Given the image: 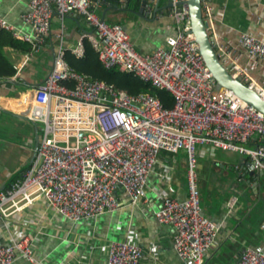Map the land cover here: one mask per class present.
Masks as SVG:
<instances>
[{"label": "built area", "instance_id": "built-area-1", "mask_svg": "<svg viewBox=\"0 0 264 264\" xmlns=\"http://www.w3.org/2000/svg\"><path fill=\"white\" fill-rule=\"evenodd\" d=\"M167 0L177 33L150 53H139L128 32L108 25L98 11L107 0H29L20 16L27 34L0 16V31L38 52L45 44L53 15L62 20L75 16L91 32L85 38L106 70L131 73L152 87L168 92L173 107L165 109L149 93L130 95L103 81L72 70L59 47L45 80L24 99L27 118L43 124L36 156L22 178L0 192V220L35 200L42 199L69 222L90 220L121 207L118 194L136 205L145 194L147 178L161 152L187 158L186 198L178 201L165 191L154 218L173 229L172 249L183 264H203L219 227L202 212L198 188L197 146L237 153L247 158L249 173L264 171V115L230 91L216 90L211 73L190 33L188 10ZM128 0H120L125 6ZM156 0H140L143 14L153 15ZM207 32L213 34L214 6L200 0ZM83 41V40H82ZM72 50L83 55V42ZM214 44V40L212 42ZM238 45L250 58L264 62V42L248 33ZM216 47L219 60L230 74L254 88L247 68L225 48ZM226 67V66H225ZM228 70V69H227ZM4 79L0 78V83ZM264 97V91H259ZM254 143L255 147H248ZM238 205L232 196L225 205L231 213ZM18 257L42 264L33 255L28 238L5 244L0 237V264H15ZM141 250L128 242H111L105 264H141ZM235 264H264V245L245 246Z\"/></svg>", "mask_w": 264, "mask_h": 264}, {"label": "crops", "instance_id": "crops-1", "mask_svg": "<svg viewBox=\"0 0 264 264\" xmlns=\"http://www.w3.org/2000/svg\"><path fill=\"white\" fill-rule=\"evenodd\" d=\"M28 2L0 0V16L23 34L29 29L20 16L27 10ZM211 3L215 46L236 57L238 64L247 68L254 89L264 91V62L250 59L238 45L242 33L264 42V0H211ZM167 5V0H156L154 16L146 17L137 15L140 9L133 13L121 4H109L98 15L104 16L108 25L122 26L135 49L146 54L177 33ZM90 32L83 20L72 15L61 20L54 14L45 44L38 52L30 49L21 53L4 48L16 73L0 83V191L22 178L33 156L36 138L40 140L43 134L40 122L30 123L16 117L29 113L30 107L24 104V99L45 80L59 47L63 48L64 57L67 53L76 57L72 50ZM196 160L203 215L219 227L203 264H235L245 246L264 245V171L250 177L245 156L206 146H197ZM186 166L183 152L175 155L161 152L147 178L140 203L132 205L123 194H118L119 210L78 223L67 221L42 199H37L20 212L0 220V237L5 244L22 236L28 238L33 255L42 264H105L111 242L137 246L142 252L141 264H183L172 249V227L158 223L154 213L160 208L165 191L175 200L186 198ZM230 173L240 183L236 191L230 186L233 181ZM224 178L229 179L228 185ZM232 196L237 197L238 205L228 214L225 205ZM15 264L30 263L18 257Z\"/></svg>", "mask_w": 264, "mask_h": 264}, {"label": "trees", "instance_id": "trees-1", "mask_svg": "<svg viewBox=\"0 0 264 264\" xmlns=\"http://www.w3.org/2000/svg\"><path fill=\"white\" fill-rule=\"evenodd\" d=\"M107 2L116 6L120 5V0H107ZM125 6L135 13L136 10L140 9V0H128ZM83 47L82 57L76 58L69 53L64 57L65 62L72 70L85 74L92 79L103 81L130 95L149 93L156 97L165 109L173 107V100L168 92L152 87L131 73L120 72L117 69L106 70L100 64L97 53L87 40L83 41ZM4 48H10L21 53L30 51L29 45L14 39L8 32L0 31V78L2 79L12 77L16 73L15 68L9 63L4 53Z\"/></svg>", "mask_w": 264, "mask_h": 264}, {"label": "water", "instance_id": "water-1", "mask_svg": "<svg viewBox=\"0 0 264 264\" xmlns=\"http://www.w3.org/2000/svg\"><path fill=\"white\" fill-rule=\"evenodd\" d=\"M171 3H168L166 8H171ZM177 7H185L188 10L191 30L190 33L194 37L195 44L204 61L205 66L208 68L215 82L216 90L230 91L238 99L252 106L258 112L264 115V97L260 95L259 91L252 87H248L242 83L240 78H234L229 70L221 63L216 53V48L212 44L213 37L207 32V23L204 21L201 10L200 0H185L176 4ZM157 9H155L156 12ZM137 15L143 16V11L140 9ZM104 21V16L101 17ZM13 115V114H10ZM28 112L16 115L17 118L23 119L27 122L33 123L27 118ZM14 116V115H13ZM39 140L36 138V144L33 156L26 166H30L36 156ZM25 167V168H26ZM24 168V169H25ZM255 173H249V176H254ZM1 190L0 192H2Z\"/></svg>", "mask_w": 264, "mask_h": 264}, {"label": "rangeland", "instance_id": "rangeland-1", "mask_svg": "<svg viewBox=\"0 0 264 264\" xmlns=\"http://www.w3.org/2000/svg\"><path fill=\"white\" fill-rule=\"evenodd\" d=\"M216 156H218V155H216ZM197 174H198V171H197ZM230 176H232V177H230V179L233 180L232 181V185L230 184V186H232V189L236 191L238 189V186L240 185V183L238 182V180L235 177L234 173H230ZM224 180H225V178H224ZM225 181H226V184L228 185L229 184V179L225 180Z\"/></svg>", "mask_w": 264, "mask_h": 264}]
</instances>
